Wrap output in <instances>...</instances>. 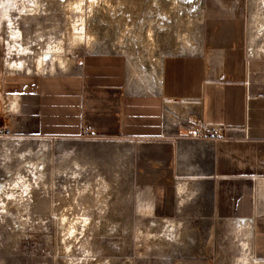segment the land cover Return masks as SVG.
I'll return each mask as SVG.
<instances>
[{"label": "rangeland", "instance_id": "1", "mask_svg": "<svg viewBox=\"0 0 264 264\" xmlns=\"http://www.w3.org/2000/svg\"><path fill=\"white\" fill-rule=\"evenodd\" d=\"M69 1L44 0L43 15L18 23L31 32L39 25L37 33L62 39L64 56L73 61L71 71L93 52L114 50L144 59L140 38L146 24L153 28L154 58L197 53L179 38L189 34L199 48L201 23H207L210 32L225 25L233 39L228 46L237 47L243 59L264 60L254 48L259 41L251 45L248 35L254 15L261 12L260 0H99L86 19L94 38L89 47L68 36ZM9 3L4 2L6 7ZM3 11L1 6L0 39L6 25ZM4 60L0 40V264H230L238 256V244L249 246L248 229L228 231L212 219L209 185L201 196L192 194V200L176 205L171 186L178 181L193 191L191 178L207 170L213 153L212 142L202 138L204 130L196 122L181 124L185 131L166 133L167 146L155 156L145 155V166H155L160 178L173 180L157 187L155 202L141 207L136 196L142 192L134 182L144 163L139 149L89 134L77 139L31 136L30 87L41 75L65 72L58 67L44 73L7 71ZM10 95L18 97L15 111L3 106ZM222 137L237 138L230 132ZM153 171L145 169V177L151 178ZM20 177L28 182V192L23 183L12 186ZM163 220L178 225L180 237L159 238ZM71 227L76 228L72 235L67 233ZM184 233L193 239L187 242L190 248Z\"/></svg>", "mask_w": 264, "mask_h": 264}, {"label": "crops", "instance_id": "2", "mask_svg": "<svg viewBox=\"0 0 264 264\" xmlns=\"http://www.w3.org/2000/svg\"><path fill=\"white\" fill-rule=\"evenodd\" d=\"M201 26L199 48L193 36L184 33L179 38L197 53L154 58L153 28L146 24L140 38L144 59L114 50L93 52L82 57L75 71L39 76L28 91L33 105L30 134L77 139L85 128L99 140L136 146L142 162L146 154L155 156L167 146L166 133L181 132L185 122L222 133L229 129L231 135L243 129L245 137L240 139L202 137L213 144L207 170L191 178L193 191L178 181L171 190L181 206L209 185L212 219L228 231L248 229L249 246L238 244V256L230 264L243 260L244 254L264 264V60L243 59L237 47H229L233 39L225 25L220 30L219 24L216 32H210L207 23ZM3 106L15 111L18 97L7 96ZM145 169L154 170L151 178L145 177ZM157 170L145 166V160L137 168L134 182L142 194L136 202L141 207L156 201L157 187L172 185L173 179L160 178ZM163 221L161 239L164 233L171 234L170 239L180 237L178 225ZM182 237L190 248L191 236Z\"/></svg>", "mask_w": 264, "mask_h": 264}, {"label": "bare ground", "instance_id": "3", "mask_svg": "<svg viewBox=\"0 0 264 264\" xmlns=\"http://www.w3.org/2000/svg\"><path fill=\"white\" fill-rule=\"evenodd\" d=\"M4 2L5 0H0V8L1 6L4 8L2 18L4 19V16L6 18L4 19L6 22L3 30L4 35L0 40L1 50L5 58L3 64L6 70L26 72L28 74L34 71L44 73L47 69L54 70L55 67H58L62 70V72H70L72 70L73 61L64 56L65 49L64 41L62 39H54L51 36L45 37L43 34L39 32L37 33V30L40 28L39 25L31 32V30L28 29V26L23 25L21 27V24L18 23V20L26 21L28 17H36L39 14L43 15L44 9H42V3H44V0H13L12 2L11 0H8V2H10V7H6ZM26 3L28 5H26ZM98 3L99 0H71L68 2L67 7L65 8V12L67 14L66 20L68 23L67 31L71 42L74 44L79 42L78 44L82 43L87 47L92 45L94 38L87 28L86 19L89 18L94 6L98 5ZM259 3L262 8L261 12L258 11L259 13L254 15L250 24L248 35L251 45H255L259 41L260 46H254L256 55L264 58V0H260ZM24 8H28L29 10H23V12L22 9ZM24 24L26 23L24 22ZM34 31L35 37L32 36ZM149 33L151 35V31ZM23 179L24 177H20L18 180L16 179L17 181L13 182L12 186L16 187L18 183H23ZM26 183H23L22 187L25 188V192H28L29 185ZM62 219V222H64V217ZM86 221L87 220H83L82 225L85 226L87 224ZM75 231L76 228L71 227L67 233L72 235ZM162 237L164 240H169L171 234L164 233ZM241 245L244 249L248 247L245 243H242ZM236 264L256 263L251 262L247 255L244 254L243 260H240Z\"/></svg>", "mask_w": 264, "mask_h": 264}, {"label": "built area", "instance_id": "4", "mask_svg": "<svg viewBox=\"0 0 264 264\" xmlns=\"http://www.w3.org/2000/svg\"><path fill=\"white\" fill-rule=\"evenodd\" d=\"M197 125H198L199 127H201L202 129L205 128V130H204L203 133H202V137H204V136L206 135V133H207L210 139H211L212 137H213L214 139L219 138V137H220V134H221L222 131H223V129L219 130V129H217L216 127L205 126V125H202V124H200V123H197ZM226 131L229 132L230 130L227 129ZM88 134H89V133H88L87 129L84 128V129H82V134H81L80 137H82V136H86V135H88ZM232 136H235V137H237V138H244V137H245L244 132H243V129L234 130Z\"/></svg>", "mask_w": 264, "mask_h": 264}]
</instances>
